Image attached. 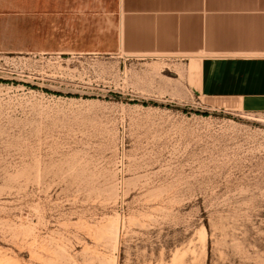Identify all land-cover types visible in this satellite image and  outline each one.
Wrapping results in <instances>:
<instances>
[{
  "label": "rangeland",
  "instance_id": "obj_1",
  "mask_svg": "<svg viewBox=\"0 0 264 264\" xmlns=\"http://www.w3.org/2000/svg\"><path fill=\"white\" fill-rule=\"evenodd\" d=\"M89 4L0 52V264H264V112Z\"/></svg>",
  "mask_w": 264,
  "mask_h": 264
},
{
  "label": "crops",
  "instance_id": "obj_2",
  "mask_svg": "<svg viewBox=\"0 0 264 264\" xmlns=\"http://www.w3.org/2000/svg\"><path fill=\"white\" fill-rule=\"evenodd\" d=\"M111 1L0 0V52L38 49L21 29H64L60 19L69 8L94 9L89 3L101 2L103 17H111ZM115 4V29L124 53L194 57L202 96L229 98L238 110L264 112V0Z\"/></svg>",
  "mask_w": 264,
  "mask_h": 264
}]
</instances>
